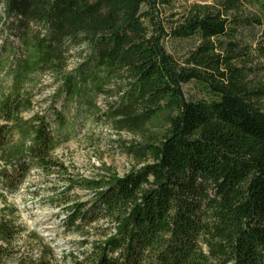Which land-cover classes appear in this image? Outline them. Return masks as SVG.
I'll return each mask as SVG.
<instances>
[{
    "label": "trees",
    "instance_id": "16d2710c",
    "mask_svg": "<svg viewBox=\"0 0 264 264\" xmlns=\"http://www.w3.org/2000/svg\"><path fill=\"white\" fill-rule=\"evenodd\" d=\"M0 8L25 56L0 55V200L34 170L58 174L64 188L49 199L89 246L70 264H264V88L240 39L260 27L264 62V0H0ZM41 75L60 85L63 108L105 99L104 119L142 139L125 147L138 167L72 177L54 157L55 133L70 122L62 110H52L55 129L45 114L23 116ZM191 83L201 93L189 98ZM75 188L89 199L72 197ZM21 232L0 216V264ZM41 250L23 264H55Z\"/></svg>",
    "mask_w": 264,
    "mask_h": 264
},
{
    "label": "rangeland",
    "instance_id": "374dc122",
    "mask_svg": "<svg viewBox=\"0 0 264 264\" xmlns=\"http://www.w3.org/2000/svg\"><path fill=\"white\" fill-rule=\"evenodd\" d=\"M188 4H210L213 0H178ZM249 15L257 14V10L247 7ZM0 55L6 53L11 61L20 52L21 46L16 38V30L10 28L13 18L4 19L3 8H0ZM242 47L247 50L244 58L248 68L255 70L251 76L255 84L264 88V62L256 56V47L262 39V29L253 26L240 32ZM88 50H91L90 48ZM25 57V56H24ZM75 54L72 67L81 61ZM5 72L0 74V78ZM33 88L35 106L32 112L23 116L29 119L34 113L47 115L51 128L55 129L53 109L62 110L69 119V125L55 135L61 139V145L54 151V157L61 161L72 177L99 178L104 177L109 169L119 177L127 175L138 167V162L125 153V147L141 142V138L128 132H118L111 121L104 119V113L110 106L101 96L93 98L96 106L82 107L78 102L64 105V96L55 93L59 84L48 75L36 76ZM29 87V86H27ZM187 97L197 96L200 88L191 83L183 87ZM83 100L82 102H84ZM65 182L53 174L44 176L39 170H34L24 186L14 194H7L0 200V216L11 219L14 226L22 231L9 252L11 255L5 264L31 263L32 259L41 257V247H49L54 254L55 264H70V256H77L86 251L85 238L64 226V215L57 207V198L49 199L52 187L63 189ZM81 201H87L88 195L78 188L71 194ZM9 210H13L10 217ZM15 211V212H14ZM39 240H37L38 238Z\"/></svg>",
    "mask_w": 264,
    "mask_h": 264
}]
</instances>
